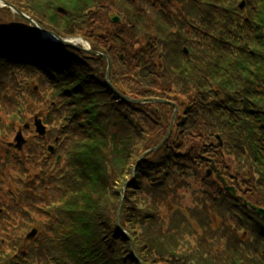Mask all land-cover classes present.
<instances>
[{
  "label": "trees",
  "instance_id": "16d2710c",
  "mask_svg": "<svg viewBox=\"0 0 264 264\" xmlns=\"http://www.w3.org/2000/svg\"><path fill=\"white\" fill-rule=\"evenodd\" d=\"M5 1L60 37H82L109 55L111 83L120 91L129 87L146 105L155 98L174 102L179 112L163 154L148 158L127 189L121 216L127 235L116 223L117 183L131 178L134 156L164 139L174 105L157 103L165 112L149 125L144 109L116 95L103 57L45 38L28 19L0 7V146L26 115L42 112L48 127L46 138L34 134V147L24 150L27 159L19 154L14 161L10 148L0 159V178L9 170L24 185L16 194L19 208L0 199L6 208L0 215V264H141L132 241L144 264H264V217L256 209L264 208V0H244L243 7V0ZM112 13L122 21L113 23ZM102 38L120 47H107ZM94 60L104 63L98 71ZM119 101L126 111L138 107L142 117H120ZM185 142L193 157L172 149ZM50 144L56 146L51 155ZM58 155L61 162L55 163ZM27 162L38 169L34 180L24 177ZM184 164L191 170L182 179ZM189 177L220 201L224 212L216 235L205 220L195 229L174 199L175 181ZM103 200L113 209L109 221ZM161 202L168 221L152 208ZM224 213L239 220L241 231L231 239ZM33 216L43 233L25 241Z\"/></svg>",
  "mask_w": 264,
  "mask_h": 264
},
{
  "label": "rangeland",
  "instance_id": "374dc122",
  "mask_svg": "<svg viewBox=\"0 0 264 264\" xmlns=\"http://www.w3.org/2000/svg\"><path fill=\"white\" fill-rule=\"evenodd\" d=\"M9 8L12 11H14L15 13H18L20 15L23 12V11L21 12V10H19L17 7L15 9H13L11 7H9ZM112 14H114V13H112ZM27 16H29V15H27ZM36 23L40 27H42L37 21H36ZM106 35H108V34L106 33ZM106 35L104 34V36H102V37L103 38H106ZM103 38H102V41H103L104 45H106L107 47H109L111 45H116L117 47L119 46V44H117L114 41H111V39H103ZM70 41L76 43L77 46L78 45H81L84 48L90 47L89 45H91V44H88L89 42L86 43L85 41H83L81 39H73V40H70ZM97 52L100 53V54L103 53L102 51H97ZM120 54H122V52ZM90 55L91 54H88V56H90ZM107 56L109 57V55H107ZM123 56L125 57V53H123ZM104 59H105V65L108 67V61H107L106 58H104ZM91 64L94 66V67H92V69H94L96 71H98L97 70V67H100V66H103L104 65V63L95 62V60L93 62H91ZM111 64H112V62H111ZM89 65H90V63H89ZM127 69L129 70V68H127ZM99 71H100V74L101 73H104V72H102L103 71L102 69L99 70ZM131 71L132 72L134 71V67H131ZM105 73L107 75V68H106ZM111 73L112 72H110V79H111V75H112ZM112 87H113V90L116 93V95H118V97H120L121 99H123L124 96H127L129 98H125V97L124 98L127 99L129 102H132V104L137 105L138 107H141L142 109H144V112L141 115H144V117H147V114L149 115L150 119L146 121V123H149V125H153L154 126V124L156 123V120L155 119L158 118V117H160L165 112V108H163L161 106H158V104L156 102H151L150 104H147L146 105L145 102H138V101L133 100V99H140V98H135L133 94H131L130 92H128L129 87L126 88L127 89V91L125 92L126 94L123 91H120L119 89H117V87L115 85L114 86L112 85ZM114 88L117 89V91ZM118 104H121L120 105V108H121L120 117H125L127 119H129V118L131 119V116L134 119H138L139 117L140 118L142 117L141 115L139 116V114H137L138 113L137 109H139L138 107L135 109V111H126V109L123 107V104L124 103L122 101H119ZM9 109H13V107L11 106V104L9 106ZM162 109H163V111H162ZM22 112L23 111H20V113H22ZM34 116H35V113H34V115L32 117L30 115H28V116L26 115V123H28V124H26V123L25 124L19 123V126L16 128L17 129L16 132H14L13 134L10 135L12 137L3 140V142H4L3 145H5V146H3V147L0 146V159H3V156L6 153L7 148H10L11 149V153H12V157H13L14 161L16 160L15 159L16 155L18 156L19 154H20V156L23 159H27L28 158V155H27V158H26V155H25V151L24 150L27 147L33 148L34 147V144L36 142V140H33V136L36 133V129L34 128L35 127L34 126V123L31 121V118L33 120ZM38 116L42 118V115H38ZM110 117H112L113 119H121V121H125L122 118L118 117V115L115 114V113H113V112H111ZM115 121H117V120H115ZM182 121L183 120H181V122ZM176 122H177V120H176ZM181 122H180V124H181ZM21 129L23 130L24 139L26 141H25V144L23 145V148L19 152L15 148V146H14V144H16L14 138H15V136L18 133L19 130L22 131ZM169 131L170 130H168V134H169ZM172 132L170 133L169 136H171ZM47 134L48 133H46L45 136H40V138H46L47 137ZM169 136H167V134L165 135V137H169ZM160 143L157 144V145H154L152 147L145 148L142 151V153L139 154V157L137 158V160H136V157L134 156V158H132L131 166L129 168V170L131 171V173L129 174V175H131V178H129V176H128L127 177L128 180L125 183H123V184H122L121 180L119 181V183H117V186H121V188H120L121 203H120L119 209L117 211V216H118V213H119V222H120V225H121V227L123 229H124V227L121 224V216L123 214L124 199L126 197L127 189L129 187V185H133V182H134V180L136 179V176H137V170L138 169H141L143 167V164L144 163H147L146 161H147L148 158H150L151 161H155L154 158H158L159 155L163 154V152H162L163 151V148H161V147L164 144H160ZM185 143L186 144H182L183 146L181 148H176V146H175L176 149L173 148V147H172V149L175 150L176 153H179L178 151H182V152L187 151L188 154H191L192 153V157H193L196 152H191V150H187L188 144H187V142H185ZM154 151H155V153H159V152H161V153H159V154H157V155H155L153 157L152 154L154 153ZM192 165L194 166V164H192ZM24 167L28 171V174L27 175L26 174L24 175L25 179L28 178V179L34 180L35 179V175H36L37 170H38L36 168V166L32 162H27L24 165ZM131 167H132V169H131ZM17 168L20 170V167L19 166ZM182 169H184L183 170V173L181 174V176H179V174H178V176L180 178L184 179V177L187 176L188 171H190L191 169L188 170L189 168L187 167V164H184ZM210 171L211 172L213 171L212 167H210L208 169V172L209 173H210ZM210 175H211L212 178H215L216 177L214 175V173H211ZM15 176H16V174H15ZM186 181L187 182H185V180L184 181L183 180H178V181L176 180L175 181L176 186H174V189H175V193H177V195L176 196L174 195V199H176V200L179 199L177 201L179 203V205H180V202H181V205H180L181 208H180V210L187 215V217H188L191 225L195 229L201 230V228L198 227V225L200 224V222L202 220H205V221H207L206 222V225H208V227L210 228L209 234L216 235L215 233H216L217 230L215 228L217 227V225L219 224V221L221 219L218 214H221V212H224V210L220 211V209H218V206H219V202L220 201L219 202H217L215 200L212 201V197L208 193V192H210V190H207L206 191L204 188H202L201 185H203V183H201V181L198 178H195L194 179V178H190L189 177ZM194 185H195V190L193 191L191 186H194ZM23 189H24V185L20 186V185L16 184L15 181L13 180L12 175H11V172L9 170L6 171L1 176V178H0V199H2V202L5 203V205H4L5 207L10 208V207H8V205H11V203L9 201L12 200L11 202L13 203L14 208H19L20 204H18V203H19V201L22 202V199L20 198V196H18L16 194H18V192L23 191ZM8 191H10L12 194H15V196H13V198H10V196L8 195L9 194ZM172 191H174V190H172ZM223 197H224V195L221 194L219 196V200L220 199L222 200ZM108 200H106L105 202L103 200L101 207L103 208V211L106 214L105 215L106 216L105 219H107L109 221V217H113V209H112V211L110 210L109 207H111V206H108V205H110L109 202L107 203ZM172 200H173V197L170 198V201H172ZM195 201H199V204L200 205L197 206V204L195 203ZM165 202H167V201H165ZM165 202H161V203H159V205L158 204H154L152 208L155 211V209L157 207L158 210L160 211V214H161L162 218L168 221L169 220V215L166 214L167 213L166 211H162L160 209V205L164 204ZM22 205H23V203H22ZM118 205H119V203H118ZM112 207L113 208H116V204H113ZM226 207H227V203L225 201H223V207H222V209L223 208H226ZM26 209H28V208H26ZM5 213L6 212L3 211L1 215L5 214ZM224 215H225V219H226L225 221H227V223L229 225H231L230 226L231 227V230H227L228 233H229L228 234V239H229V237H230V239H231V237H236L235 234H237L238 231H241V229H239L238 227H236V225H238L237 222H239V220L237 218H235L232 214L224 213ZM117 216H116V222H117ZM33 217H34V220L35 221L33 220V222H31V223L29 222V224H32L33 223L32 227L37 229V234H38V237H39L43 233V230H42L41 226L38 224L39 221H40V219L38 217H36V216H33ZM207 217H209V220H212L213 221V223H211V224H213L212 226H209V224H208L209 221L207 220ZM199 219L201 221H199ZM19 220H20V217L17 216L15 223H18ZM225 221L222 220L221 222L224 223ZM229 221L231 223H229ZM225 231H226V229H225ZM18 234L20 236H22L20 233H18ZM185 236L186 237H190L187 234H185ZM38 237H37V239H38ZM217 238H219V237H216L214 240H216ZM224 239L222 241H224ZM133 245L135 246V242L134 241H132V249H133ZM135 249L137 250L136 246H135ZM141 262H142V264H144V262L142 260H141ZM165 264H170V263L165 262Z\"/></svg>",
  "mask_w": 264,
  "mask_h": 264
},
{
  "label": "water",
  "instance_id": "95a60500",
  "mask_svg": "<svg viewBox=\"0 0 264 264\" xmlns=\"http://www.w3.org/2000/svg\"><path fill=\"white\" fill-rule=\"evenodd\" d=\"M1 1L3 3L5 2L4 0H1ZM9 6L10 7H13L11 5H9ZM13 9H15V7H13ZM28 18H29V20L31 21L32 24H34L35 26H38L39 27V25L33 19H31L30 17H28ZM113 20L116 21V22L120 21L119 17H114ZM41 29H42L43 32L49 33V34L57 37V35L55 33L50 32V31H47V30H45L43 28H41ZM60 40H63V39L60 38ZM90 52H92V51L90 50ZM104 57L107 58L108 59V62H109V65H108V73H107V79L109 80L110 79V71H111V62H110V59H109L108 56H105L104 55ZM155 101H157V102H164L163 100H159V99H156ZM177 111H178V109L176 108L175 115L177 114ZM175 115H174V118H175ZM41 125H42L41 122L38 121V123H37V129H38L39 132L44 133L45 132V129ZM171 131H172V128L170 129L169 134L171 133ZM17 140H18V145L17 146L21 148V141H22L21 133L17 136ZM259 212L264 216V209L259 208ZM117 225H118V227H119V229L121 231L125 232L123 230V228L121 227L120 222H119V213H118V216H117ZM32 235H34V232L30 236H32ZM133 254L135 255L136 258H138L140 260L138 254H137V250L135 249V246L134 245H133ZM140 262H141V260H140ZM141 264H142V262H141Z\"/></svg>",
  "mask_w": 264,
  "mask_h": 264
}]
</instances>
